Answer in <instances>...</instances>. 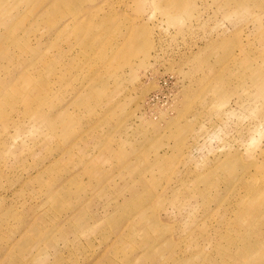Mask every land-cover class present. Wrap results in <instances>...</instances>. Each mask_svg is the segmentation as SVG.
<instances>
[{
	"label": "rangeland",
	"instance_id": "374dc122",
	"mask_svg": "<svg viewBox=\"0 0 264 264\" xmlns=\"http://www.w3.org/2000/svg\"><path fill=\"white\" fill-rule=\"evenodd\" d=\"M0 264H264V0H0Z\"/></svg>",
	"mask_w": 264,
	"mask_h": 264
}]
</instances>
